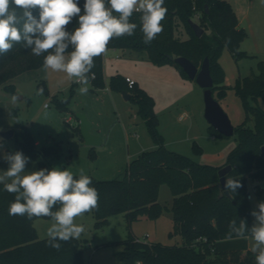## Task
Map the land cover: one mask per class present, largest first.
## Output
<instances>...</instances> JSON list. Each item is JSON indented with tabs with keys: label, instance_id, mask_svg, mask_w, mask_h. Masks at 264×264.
<instances>
[{
	"label": "trees",
	"instance_id": "16d2710c",
	"mask_svg": "<svg viewBox=\"0 0 264 264\" xmlns=\"http://www.w3.org/2000/svg\"><path fill=\"white\" fill-rule=\"evenodd\" d=\"M83 4L84 0H79L82 12ZM163 6L168 10L161 21L163 31L150 44L143 42L141 13L134 12L130 22L137 24L135 34L113 38L107 47L127 49L159 64L174 63L185 76L187 73L169 57L170 54L186 56L197 66L209 56L214 78L213 93L216 90L220 97L225 96V72L219 62L223 50L229 49L237 59L249 55L240 49V42L247 36V31L240 27L230 0H165ZM17 14L22 16V12ZM38 14L39 10L34 9L33 15L38 17ZM189 18L204 28L201 35L195 33ZM77 20L74 17L67 26L69 31L78 27ZM178 22L185 27L186 38L176 35ZM18 27H22V23ZM72 50L69 47L68 52ZM44 55L35 56L23 46V41L14 42L9 52L0 55V85L16 93V85L9 81L26 70L43 67ZM94 64L92 72L95 79L90 81L95 87H104V55L94 58ZM111 86L131 92L130 99L139 104L138 111L158 146L133 159L122 176L98 178L86 174L91 177V186L99 194L98 207L92 211L95 225L106 224L110 216L118 213H123L129 229L132 222L143 215L158 218L166 207L159 201L160 185L167 183L174 194L171 206L174 224L170 234L182 236L181 243L164 244L139 239L131 234L130 229L128 237L121 241L122 249L114 253L117 259L123 264H256L255 254L247 249L246 240H227L225 237L232 220L239 224V220L244 219L249 227L252 226L249 177L264 179V156L261 152L264 145V108L259 104L246 103V118L235 126L238 143L230 150L227 160L223 164L203 163L164 146L151 94L136 82L130 87L126 79L118 75L112 77ZM38 87L45 89V80ZM263 90V72L240 77L235 84L236 93L244 100L249 96L257 98ZM58 104L61 108L66 107V101ZM250 118L254 120L253 126L248 124ZM209 128L217 135L226 136L212 125ZM76 130L80 134L79 126ZM20 136L18 150L37 158L36 141L27 126H22ZM1 141L5 143V138L0 135ZM195 148L201 150L196 144ZM228 163L232 164V169L227 177L239 179L243 185L234 198L219 195L218 171ZM73 175L74 178L79 176ZM255 185L259 187L255 189L259 202L264 201V185ZM14 200L15 194L5 191L0 184V264H84L80 239L61 242L59 251L47 246L48 238H40L34 225L38 217L29 220L26 215L9 214V205Z\"/></svg>",
	"mask_w": 264,
	"mask_h": 264
},
{
	"label": "rangeland",
	"instance_id": "374dc122",
	"mask_svg": "<svg viewBox=\"0 0 264 264\" xmlns=\"http://www.w3.org/2000/svg\"><path fill=\"white\" fill-rule=\"evenodd\" d=\"M238 14L240 27L247 36L240 42V49L249 55L236 58L225 48L219 58L224 68L226 94L214 96L237 126L246 118L245 104H259L264 108V90L260 96L244 100L235 91L237 79L246 75L264 73V0H230ZM176 35L186 38L185 27L178 22ZM141 54V53H140ZM104 87H95L91 81L82 85L69 80L62 72L45 71L43 67L26 70L9 82L16 85V93L0 85V130L13 129L14 135L0 142L1 170L8 165L5 153L18 150V139L23 125L30 130L36 144L37 158L29 157L26 172L42 168L59 167L73 174L84 169L85 174L98 178L122 176L129 163L143 151L154 149L158 144L150 134L148 125L139 113V104L125 99L123 90L113 88L111 79L118 75L129 76L136 85L145 89L154 99L158 129L164 137V146L184 153L193 159L211 164H223L230 150L238 143V134L220 136L209 128L204 115V88L195 79L181 73L178 66L168 62L155 63L127 49L107 47L104 53ZM45 80L43 95H37L39 83ZM87 87L81 95L79 89ZM128 91V90H127ZM22 96V97H21ZM15 97V100H13ZM66 101V107L59 106ZM77 112H84L92 122V132L102 137L101 145L86 144L76 130L79 126ZM185 114L184 118H180ZM248 124L253 126L250 118ZM195 144L201 150L195 148ZM264 185V179L249 177L251 210L259 199L254 185ZM259 188V187H256ZM174 194L167 183L160 185L159 201L166 205L158 218L143 215L131 224V234L142 240L160 241L164 244L182 242L180 234L173 230L171 206ZM254 218L251 216L253 224ZM39 221L46 222L40 225ZM93 212L76 217L75 223L83 225L85 232L80 241L84 264H123L115 256L122 249L121 241L129 235V225L123 213L109 217V221L97 227ZM50 218L38 217L37 233L47 237ZM253 241L250 239V246Z\"/></svg>",
	"mask_w": 264,
	"mask_h": 264
},
{
	"label": "clouds",
	"instance_id": "9594fccd",
	"mask_svg": "<svg viewBox=\"0 0 264 264\" xmlns=\"http://www.w3.org/2000/svg\"><path fill=\"white\" fill-rule=\"evenodd\" d=\"M164 3L165 0H84L82 12L79 0H0V55L9 52L14 42L23 41V46L35 56L47 53L43 61L45 71L65 73L69 80L75 78V83L87 85L95 79L94 58L105 53L109 42L135 34L137 24L130 22L134 12L141 13L143 42L147 45L156 39L163 31L161 21L168 11ZM34 9L39 10L38 17L33 15ZM74 17L78 18V27L69 31L67 26ZM21 23L22 27H18ZM43 92L40 88L36 94ZM79 92L86 95L88 88L81 87ZM3 159L8 167L0 171V184L5 191L15 194L9 214L26 215L29 220L50 218L47 246L57 251L61 242L79 239L85 227L75 223L76 217L97 209L99 200L84 169H80L78 178L59 167L26 172L29 157L19 150L5 153ZM241 187L239 179L229 176L220 195L226 193L234 198ZM250 215L254 218L251 227L244 219L239 224L232 220L225 239H251L250 251L255 254L256 264H264V201L258 202Z\"/></svg>",
	"mask_w": 264,
	"mask_h": 264
},
{
	"label": "water",
	"instance_id": "95a60500",
	"mask_svg": "<svg viewBox=\"0 0 264 264\" xmlns=\"http://www.w3.org/2000/svg\"><path fill=\"white\" fill-rule=\"evenodd\" d=\"M189 22L198 36L204 32V28L193 18H189ZM169 57L174 59L178 64L182 66L188 77H190L191 79H195L197 83L204 88V115L209 121L210 125H212L220 133L226 136L232 135L235 131V125L232 123L229 115L226 113L213 93L212 87L214 86V78L211 72V63L209 56H206L203 59L200 66H197L191 59L183 55L173 56L172 54H170ZM123 95L125 99H130L132 94L127 90H123ZM76 116L79 120L80 134L85 143L89 145H101L103 139L98 134L92 132V122L87 117V115L84 112H77ZM0 135L5 139L10 138L14 135V130L12 128L0 130ZM261 152L264 156V145H262L261 147ZM231 169V163H228L219 169L218 172L220 176V189L224 187L225 179L227 178V174ZM225 195L227 194L225 193Z\"/></svg>",
	"mask_w": 264,
	"mask_h": 264
},
{
	"label": "built area",
	"instance_id": "2783aa9c",
	"mask_svg": "<svg viewBox=\"0 0 264 264\" xmlns=\"http://www.w3.org/2000/svg\"><path fill=\"white\" fill-rule=\"evenodd\" d=\"M126 81L128 82L129 86L132 87L135 84V81L132 80L129 76L125 77ZM185 114H182L180 118H184ZM254 189H256V185H254ZM249 198L252 197V193H249L248 195Z\"/></svg>",
	"mask_w": 264,
	"mask_h": 264
},
{
	"label": "crops",
	"instance_id": "0c3cea01",
	"mask_svg": "<svg viewBox=\"0 0 264 264\" xmlns=\"http://www.w3.org/2000/svg\"><path fill=\"white\" fill-rule=\"evenodd\" d=\"M233 5V4H232ZM238 15V14H237ZM103 55H104V53H103ZM103 143V142H102ZM36 144H39L38 143V141H36ZM1 150V149H0ZM1 170V169H0ZM37 219L38 218H36L35 220H34V225H35V227H36V229H37V225H36V221H37ZM39 224L40 225H45L46 224V222H44V221H39ZM38 236H40L39 234H38ZM247 241V249H250L251 248V246H250V239L249 240H246Z\"/></svg>",
	"mask_w": 264,
	"mask_h": 264
}]
</instances>
